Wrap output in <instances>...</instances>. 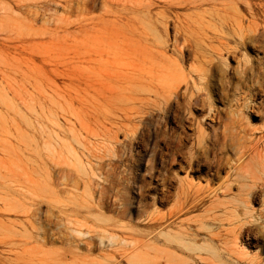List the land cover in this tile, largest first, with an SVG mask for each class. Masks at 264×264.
<instances>
[{
  "label": "rangeland",
  "instance_id": "rangeland-1",
  "mask_svg": "<svg viewBox=\"0 0 264 264\" xmlns=\"http://www.w3.org/2000/svg\"><path fill=\"white\" fill-rule=\"evenodd\" d=\"M263 146L264 0H0V264H264Z\"/></svg>",
  "mask_w": 264,
  "mask_h": 264
},
{
  "label": "bare ground",
  "instance_id": "bare-ground-1",
  "mask_svg": "<svg viewBox=\"0 0 264 264\" xmlns=\"http://www.w3.org/2000/svg\"><path fill=\"white\" fill-rule=\"evenodd\" d=\"M108 124L106 122H96V123H90L86 128H85V134L87 139H100V140H112L111 133L112 130L108 128ZM116 135V134H115ZM264 147V146H263ZM244 156V161L246 156ZM250 162L251 164L255 165V171L252 173L250 170H244L243 167L240 170L239 174V179L240 181L244 182H251L252 183V188L253 190L258 188V189H264V155L262 154H256L252 155L250 157ZM247 185H245L246 187ZM249 188V190L251 189ZM251 189V190H252ZM250 190V191H251ZM248 191V190H247ZM248 191L246 193V199L244 200V205L246 208H251V201L253 197V191ZM111 239H114L113 236H111ZM183 240L182 238H176L175 241ZM189 251H195V252H205L207 254H211L215 256L214 258L216 260L219 259V254L216 252L215 247H209V246H195V244L189 243L185 245Z\"/></svg>",
  "mask_w": 264,
  "mask_h": 264
}]
</instances>
